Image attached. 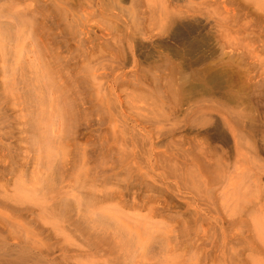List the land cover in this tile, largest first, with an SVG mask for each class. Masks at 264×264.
<instances>
[{
	"label": "rangeland",
	"instance_id": "obj_1",
	"mask_svg": "<svg viewBox=\"0 0 264 264\" xmlns=\"http://www.w3.org/2000/svg\"><path fill=\"white\" fill-rule=\"evenodd\" d=\"M36 74L65 114L53 182L32 183L23 205L33 214L0 205L10 249L28 264H63L88 243L104 264H264V0H0L1 172L33 157L19 98ZM15 174L0 190L17 201ZM63 189L135 249L48 216Z\"/></svg>",
	"mask_w": 264,
	"mask_h": 264
},
{
	"label": "bare ground",
	"instance_id": "obj_2",
	"mask_svg": "<svg viewBox=\"0 0 264 264\" xmlns=\"http://www.w3.org/2000/svg\"><path fill=\"white\" fill-rule=\"evenodd\" d=\"M3 27V26H2ZM4 37V36H3ZM17 38V37H16ZM17 47V46H16ZM11 50H14V49H11ZM15 51V50H14ZM20 53V52H19ZM23 57V56H22ZM15 58V57H14ZM31 64V63H30ZM32 68V67H31ZM9 74V73H8ZM35 74V73H34ZM33 74V75H34ZM37 75V77L36 78H34V81H33V84H31L32 86L30 87V88H28V87H25V89L26 90H24L23 89V91H24V95H23V92H22V97L20 96V98L19 97H16V98H19L20 99V101L22 100V104H24L26 107H27V109H26V107H25V109L26 110H24V111H22L23 109H24V107H23V105H22V107H23V109L21 110L22 112H24L25 114L26 113H28L27 115H25V118L28 116V119H29V121L27 120L25 123H24V125L25 126H28V127H26V129L27 130H24V131H26V134L29 136V134H30V137H27L28 139L27 140H25V138H26V136H25V138H24V140H25V142H26V148H25V151L26 152H30V153H32L33 154V157H30V156H26V158L29 160V162L26 164V165H17L18 163H16L15 164V162H13V165H17L18 167L15 169V168H13V167H11V168H9V169H5V170H3L2 172L0 171V175H4V172H6L7 173V175H11V174H13V175H16L15 174V172H19V176L17 177V179H15V181H14V192L16 193V194H18V196H17V198H16V200L17 201H15V200H11L10 199V196L11 195H13V194H11L10 196L8 195L9 194V191L6 189V191H4L5 190V188L6 187H1L2 188V190H0V205L2 206V207H4V208H9V209H11L12 211H14L13 213H16L19 217H23V216H25V214L26 215H28L29 216V214L30 213H32L33 214V211H32V209L30 210H28V208H25V207H23V205L26 203V200H28L30 197H31V195H30V193H32L33 192V195H34V192L36 191V190H34L35 189V187H33V185L35 186V184H32V183H38V182H40V184H42L43 186L41 187V189L42 190H47V186L49 185L48 183L50 182L51 183V179L53 178L52 177V175H50L49 173H50V171H51V169H53V165H52V159H53V157H56L55 156V143H54V141H55V138L57 137V136H59L60 135V133H58L59 132V130H58V127H61V120H62V118L63 117H61V115H62V111H61V108H60V111H59V107L57 108V110H58V113L54 110V109H56V108H54V105H56V106H58L56 103H54V105H53V102H55V99H54V101H52V98H49L51 95H52V93H53V90H52V88L50 87V85L48 84V82L47 81H45L44 79H42V80H40V76L38 75V74H36ZM52 75V74H51ZM50 75V76H51ZM40 77V78H39ZM49 77V76H48ZM42 78H46V77H44V75L42 76ZM51 78V77H50ZM32 79V78H31ZM47 80V79H46ZM54 80V79H53ZM52 80V81H53ZM12 81V80H11ZM23 81V80H22ZM21 81V82H22ZM44 81V82H43ZM29 82V81H28ZM49 82H50V80H49ZM36 83H38L37 85H36ZM51 83V82H50ZM24 84H26V83H24ZM29 84V83H28ZM52 85H54V84H52ZM55 85H57V84H55ZM55 85H54V88H55ZM22 86V85H21ZM20 86V87H21ZM24 86H27V85H24ZM24 88V87H23ZM53 88V89H54ZM21 90H22V88H21ZM55 90V92L57 91L56 89H54ZM20 94H21V91H20ZM49 98V99H48ZM62 98V97H61ZM51 99V100H50ZM57 99V98H56ZM16 100V99H15ZM50 100V101H49ZM51 103H52V105L53 106H51ZM19 104V101H18V103H17V105ZM49 104V105H48ZM60 104V103H59ZM21 106V105H20ZM21 107V108H22ZM50 107H53L52 109L50 108ZM19 108V107H18ZM50 108V109H49ZM3 109V108H2ZM51 110H54V112L53 111H51ZM67 110V109H66ZM25 111H27V112H25ZM21 112V113H22ZM56 112V113H55ZM61 113V114H60ZM65 113H63V115H64ZM73 114V113H72ZM0 115H1V113H0ZM3 115V114H2ZM1 115V116H2ZM6 115V114H5ZM68 115H69V113H68ZM24 116V115H23ZM8 117V116H7ZM2 118H3V116H2ZM1 117H0V120H4V119H2ZM69 118V117H68ZM71 119V118H70ZM73 119V118H72ZM66 120H67V118H66ZM65 120V121H66ZM68 121H70V120H68ZM72 123V122H71ZM59 126H58V125ZM58 126V127H57ZM65 127V126H64ZM57 128V129H56ZM23 129H25L24 127H23ZM57 130H58V132H57ZM24 131H23V134H24ZM57 133H58V135H57ZM23 139V138H22ZM56 140H57V138H56ZM28 146V147H27ZM13 148V147H12ZM5 151V150H4ZM54 151V153H52ZM11 154V153H10ZM38 154H43V160H42V158L38 155ZM18 155V154H17ZM10 156V155H9ZM10 157H12V156H10ZM2 158V156L0 155V159ZM26 158H25V160H26ZM14 159H15V157H14ZM13 160V159H12ZM54 162V161H53ZM53 166V167H52ZM30 167H32V169H34L33 171H31L30 170ZM26 169V170H23V169ZM42 169H44V171H43V173H40V172H42ZM47 172H49L48 174L49 175H45V174H47ZM9 173V174H8ZM36 178H37V181H36ZM55 175H54V183H56L55 182ZM32 180H33V182H32ZM58 180V179H57ZM10 181H12V179L10 180ZM36 181V182H35ZM53 182V181H52ZM62 183V182H61ZM46 184V185H45ZM53 184V183H52ZM37 186H38V184H37ZM49 186H51V185H49ZM47 187V188H46ZM52 187H53V185H52ZM38 189V188H37ZM40 189V188H39ZM64 190H66V189H63V192H62V194L58 197V199L57 200H54V199H52V201H57V203H55V202H53V204L52 205H48L49 203H47V205H48V207H47V205H44V206H46L45 207V209H44V211H47L48 209H50V210H52V212L50 211V210H48L50 213H53V214H49V212H48V216H52V215H57V216H60L61 218H62V220H64V218H66V219H68V224L69 223H74L73 225H75L76 227H77V229H79L80 227L81 228H86V229H89V231H93L94 233H95V236H97V235H99L96 239H100L101 240V238L102 239H104L105 237H104V235L106 234H109L110 233V235L109 236H111L110 238L111 239H115V240H119V239H117V238H121V244H119L117 241H115V240H111V242H110V240H106V241H108V243H110V244H113V243H116V244H118L117 246L116 245H110L111 247H112V249H114V248H118V250H116V249H114V251L115 252H123V249L122 248H126L127 247V249L129 248V246L127 245V244H133V242H131V240H130V238H128L129 237V235L127 234V232L125 231V229L123 228V227H120V225L118 224V223H116V222H114V223H111L110 222V220H108L107 218L108 217H105V216H103V215H100V214H97L96 213V215H94V216H92V217H86V215H85V210H83V207L86 209L87 207V205H86V203L84 204V203H82V202H84L85 201V198H84V201H83V199H79V198H75L74 199V201L72 202V201H70V198L69 197H67L66 196V193H65V196H64ZM4 191V192H3ZM41 192V191H40ZM36 193V192H35ZM57 193V192H56ZM61 193V192H60ZM68 194V193H67ZM37 195V194H36ZM62 195L64 196L63 198H62ZM26 196H30L28 199L26 198ZM38 196V195H37ZM40 196V195H39ZM39 196H38V198H39ZM48 196V195H47ZM12 197H15V195L14 196H12ZM33 198H35V197H33ZM32 198V199H33ZM73 198V197H72ZM9 199L11 200V204L13 203V206L10 204V203H8L9 202ZM40 199V198H39ZM41 200V199H40ZM48 201H50L49 199H48ZM89 203H90V201H89ZM88 203V205H90L91 206V204L92 203H90L89 204ZM17 204H19L20 206H18ZM50 204H51V202H50ZM84 205H86V206H84ZM43 206V205H42ZM96 207V206H95ZM90 207L88 206V208L87 209H89ZM88 211V210H87ZM71 212L72 213H74V214H76V218L74 217V215H72L71 214ZM90 212V211H89ZM87 213V212H86ZM91 213V212H90ZM93 214V213H92ZM91 214V215H92ZM120 214V213H119ZM88 215V214H87ZM90 215V216H91ZM80 216H81V218H80ZM17 217V216H16ZM54 217V216H53ZM60 217H59V219L57 220L58 222H59V220H60ZM111 217V216H110ZM112 217H114V216H112ZM50 218V217H49ZM57 218V217H56ZM113 219V218H112ZM8 220V219H7ZM115 220V219H114ZM11 220L9 219L8 221H5V220H3V219H0V225H3V226H6V227H9L10 226V224L9 223H11L10 222ZM61 221V220H60ZM70 221V222H69ZM65 223L67 222V221H64ZM52 224V223H51ZM62 224H64V223H62ZM32 225V224H31ZM69 225H71V224H69ZM12 226V225H11ZM10 226V227H11ZM61 226H63V225H61ZM63 227H66V226H63ZM70 228V227H69ZM61 229V228H60ZM100 229V230H99ZM63 230V229H62ZM65 230H67L66 228H64V231ZM69 230V229H68ZM129 232V231H128ZM92 233V232H91ZM28 234V233H27ZM42 234V233H41ZM101 234H102V236H101ZM104 234V235H103ZM29 235V234H28ZM92 235V234H91ZM58 236V235H57ZM108 236V237H109ZM104 237V238H103ZM154 237V236H153ZM152 237V238H153ZM30 238H31V236H30ZM93 238H94V234H93ZM107 238V237H106ZM132 238H133V236H132ZM131 238V239H132ZM140 238H142V237H140ZM148 238H151V237H148ZM147 238V239H148ZM151 238V239H152ZM6 239V238H5ZM5 239H3L1 236H0V264H17L16 263V260H18V261H20V262H22V261H24V262H27L28 260H30L28 257H27V255H24V251H20V253H18L17 252V254L15 253V251H16V249H15V251H14V247H12L13 249H10V246H9V244L7 243V241H8V239H7V241L5 240ZM123 239V240H122ZM129 239V240H128ZM135 239V238H134ZM150 239V240H151ZM33 240V239H32ZM32 240H31V242H32ZM140 240V239H139ZM139 240H136L135 239V241H139ZM145 240V239H144ZM90 241V240H89ZM93 241V240H92ZM115 241V242H114ZM143 241V240H142ZM147 241H149V240H147ZM155 241V240H154ZM35 241H33V243H34ZM131 242V243H130ZM151 243H152V240L150 241ZM156 242V241H155ZM32 243V244H33ZM142 243V242H141ZM145 243V242H144ZM146 244H148V243H146ZM155 244V243H154ZM95 244L93 243V244H89L88 243V251H84V250H80V248H79V250H76V252L74 253H71V252H67L66 250H63V251H61V253H62V259H63V262L65 263V264H71L70 263V261H72L73 260V262L74 261H76V258H81V259H91V261H92V259L93 258H97L98 260H99V262H101V263H103L104 264V262H106V261H104V262H102V261H100V258L103 256V248H102V254L101 253H97V251H96V249H95V246H94ZM138 245V244H137ZM148 245H150V244H148ZM148 245L146 246V247H148ZM33 247L35 246V244L34 245H32ZM114 246V247H113ZM136 247L135 246V244H133L132 245V247ZM141 246V245H140ZM140 246H138V247H140ZM144 246V245H143ZM142 246V247H143ZM151 246H153V245H151ZM151 246H149V247H151ZM103 247V246H102ZM109 247V246H108ZM132 247L130 246V248L132 249ZM133 247V248H134ZM137 247V248H138ZM145 247V248H146ZM160 247H162V246H160ZM36 248V247H35ZM98 248H100V247H98ZM125 248H124V250H125ZM61 249H63V248H61ZM77 249H78V247H77ZM101 249V248H100ZM112 249H111V251H112ZM120 249V250H119ZM135 249V248H134ZM139 249V248H138ZM142 249V248H141ZM144 249V248H143ZM149 249V248H148ZM154 249V248H153ZM19 250H21V249H19ZM105 251H107L108 252V250H107V248L106 249H104ZM122 250V251H121ZM137 250V249H136ZM147 250V249H146ZM101 251V250H100ZM128 253H133V251L132 252H130V250H126ZM125 251V252H126ZM110 252V251H109ZM119 252V253H120ZM124 252V253H125ZM126 252V253H127ZM151 252H153V251H151ZM155 252V251H154ZM153 252V253H154ZM15 253V254H14ZM43 253H45V252H43ZM106 253V252H105ZM118 253V254H119ZM101 256H100V255ZM108 254V253H107ZM111 254H113V252L112 253H110V255ZM118 254H116L117 255V259L120 257H118ZM134 254V253H133ZM149 254V253H148ZM150 254H152V253H150ZM156 254V253H155ZM13 255H15L16 257H13ZM45 255V254H44ZM134 255H136V254H134ZM146 255V254H145ZM160 255V254H159ZM29 256V255H28ZM36 256V255H35ZM99 256V257H98ZM121 256H122V254H121ZM106 257V255L104 256V258ZM123 257V256H122ZM147 257V256H146ZM42 258V257H41ZM52 258V257H51ZM121 258V257H120ZM119 258V259H120ZM38 259V258H37ZM43 259V258H42ZM41 260V259H40ZM59 260V259H58ZM113 260H115V259H113ZM155 260V259H154ZM17 261V262H18ZM56 261V260H55ZM78 261V260H77ZM117 261V260H116ZM127 261L128 262H133V261H129V259H127ZM24 262H22V263H24ZM32 262H34V261H32ZM31 262V263H32ZM62 262V263H63ZM93 262L94 261H92V264H93ZM134 262H135V260H134ZM134 262H133V264H134ZM50 263V262H49ZM51 263H53V262H51ZM63 263V264H64ZM75 263V262H74ZM100 263V264H101ZM129 263V264H130ZM20 264V263H19ZM26 264V263H25ZM27 264H28V262H27ZM35 264V263H34ZM60 264V263H59ZM81 264V263H80ZM89 264V263H88ZM94 264H96V263H94ZM105 264H107V263H105ZM109 264H110V262H109ZM157 264H158V262H157Z\"/></svg>",
	"mask_w": 264,
	"mask_h": 264
}]
</instances>
